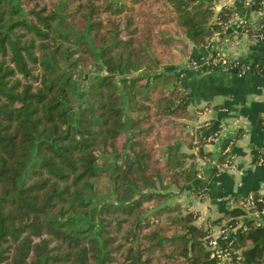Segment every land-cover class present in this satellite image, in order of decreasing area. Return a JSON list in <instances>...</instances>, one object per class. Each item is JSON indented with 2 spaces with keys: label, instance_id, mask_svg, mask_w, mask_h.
<instances>
[{
  "label": "trees",
  "instance_id": "trees-1",
  "mask_svg": "<svg viewBox=\"0 0 264 264\" xmlns=\"http://www.w3.org/2000/svg\"><path fill=\"white\" fill-rule=\"evenodd\" d=\"M241 3L0 0V264H217L208 223L172 201L214 131L187 122L177 64ZM230 247L229 264H259L264 226Z\"/></svg>",
  "mask_w": 264,
  "mask_h": 264
},
{
  "label": "crops",
  "instance_id": "crops-1",
  "mask_svg": "<svg viewBox=\"0 0 264 264\" xmlns=\"http://www.w3.org/2000/svg\"><path fill=\"white\" fill-rule=\"evenodd\" d=\"M236 0H214V10L233 5ZM257 7L247 9L253 20H264V0ZM187 57L177 68L184 76L190 91L187 122L202 124L205 130L216 131L215 138L204 143L208 152L196 158L199 177L176 196L182 203L191 202L190 208L199 213L198 220L229 218L228 209L238 205L240 198L249 193H264V164L256 163L257 154L264 156V41L253 43L246 32L230 27L216 30L201 46L189 45ZM218 53L228 58L249 59L259 69L237 72L230 68H201L190 62ZM229 156L236 170L219 167V161ZM204 188L205 196L193 200L192 187ZM217 231L218 224L211 223ZM244 218L232 227L235 235L244 227ZM208 225V224H207ZM264 260V257H263Z\"/></svg>",
  "mask_w": 264,
  "mask_h": 264
},
{
  "label": "built area",
  "instance_id": "built-area-1",
  "mask_svg": "<svg viewBox=\"0 0 264 264\" xmlns=\"http://www.w3.org/2000/svg\"><path fill=\"white\" fill-rule=\"evenodd\" d=\"M255 0H242L241 7L243 11L233 13L229 15L226 19L220 20L217 19V23L225 27H234L241 32H246L250 35L251 41L255 44L261 43L264 41V23L260 21L253 20L252 17L247 13V9L251 8ZM212 55V54H211ZM202 59L201 63H198L197 59H193L190 62L194 66L200 65H215L219 60L225 62L226 56L215 54L214 57ZM234 61V64L240 65V69L237 72H243L251 68V62L249 59L242 58H230ZM227 66L224 68L233 69V65ZM201 67V66H200ZM202 68V67H201ZM236 71V70H235ZM197 127H203L202 124H197ZM216 131H212L206 136V140H212L215 138ZM256 163L264 164V156L262 154H257ZM219 167L227 168L230 170H236L237 166L235 161H233L229 156L224 157L219 161ZM205 189L200 188L199 192L193 196V200L200 199V196L205 194ZM258 196L255 197V193H249L246 196L240 198L238 205L242 206L245 209V213L242 215L244 218V227L247 225V222H252L254 225L264 226V193H257ZM258 199L262 205H255V200ZM210 228V234L205 238V246L210 250V256L216 259L217 264H229L233 258V249L230 247L231 244V228H226L221 224H218L217 231L214 230L211 223H208ZM243 227V228H244ZM259 264H264L262 260Z\"/></svg>",
  "mask_w": 264,
  "mask_h": 264
},
{
  "label": "rangeland",
  "instance_id": "rangeland-1",
  "mask_svg": "<svg viewBox=\"0 0 264 264\" xmlns=\"http://www.w3.org/2000/svg\"><path fill=\"white\" fill-rule=\"evenodd\" d=\"M178 70H179V68H178ZM35 71H36V70H35ZM176 199H177V197L174 196V198L172 199V201H175ZM176 201H177V200H176Z\"/></svg>",
  "mask_w": 264,
  "mask_h": 264
}]
</instances>
